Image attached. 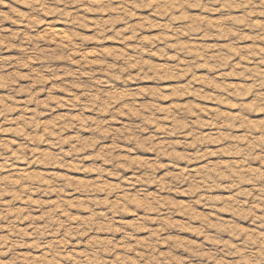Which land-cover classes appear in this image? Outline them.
Returning <instances> with one entry per match:
<instances>
[{"label": "rangeland", "instance_id": "rangeland-1", "mask_svg": "<svg viewBox=\"0 0 264 264\" xmlns=\"http://www.w3.org/2000/svg\"><path fill=\"white\" fill-rule=\"evenodd\" d=\"M0 264H264V0H0Z\"/></svg>", "mask_w": 264, "mask_h": 264}]
</instances>
